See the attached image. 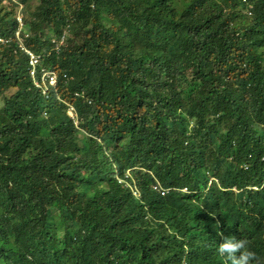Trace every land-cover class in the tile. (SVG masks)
<instances>
[{
  "label": "trees",
  "instance_id": "16d2710c",
  "mask_svg": "<svg viewBox=\"0 0 264 264\" xmlns=\"http://www.w3.org/2000/svg\"><path fill=\"white\" fill-rule=\"evenodd\" d=\"M30 1L0 0V264H264V0Z\"/></svg>",
  "mask_w": 264,
  "mask_h": 264
},
{
  "label": "built area",
  "instance_id": "2783aa9c",
  "mask_svg": "<svg viewBox=\"0 0 264 264\" xmlns=\"http://www.w3.org/2000/svg\"><path fill=\"white\" fill-rule=\"evenodd\" d=\"M22 9L23 6L20 5V13L16 17L18 29L15 33V37L21 49L25 51L28 56L29 74L35 86L40 88L42 92L47 95L52 87H56L59 76L56 72L45 68L42 64L41 56L25 46V39L30 36V32L28 30V24L25 22V17L22 14ZM66 38V34H64L61 38L53 40V42L56 43L57 50H60L61 46L65 44ZM9 42L10 39L0 38V43L7 44ZM70 114L73 116V108L70 109Z\"/></svg>",
  "mask_w": 264,
  "mask_h": 264
},
{
  "label": "clouds",
  "instance_id": "9594fccd",
  "mask_svg": "<svg viewBox=\"0 0 264 264\" xmlns=\"http://www.w3.org/2000/svg\"><path fill=\"white\" fill-rule=\"evenodd\" d=\"M182 191L184 193L188 192L187 188ZM167 192L165 190L162 191V195H165ZM220 235L222 236L223 234L220 233ZM248 244L249 242L243 238L225 237L224 242L218 246V253L221 257H224V264H253L254 261L256 264H260L256 253L249 249Z\"/></svg>",
  "mask_w": 264,
  "mask_h": 264
},
{
  "label": "rangeland",
  "instance_id": "374dc122",
  "mask_svg": "<svg viewBox=\"0 0 264 264\" xmlns=\"http://www.w3.org/2000/svg\"><path fill=\"white\" fill-rule=\"evenodd\" d=\"M38 2H39V0H31L30 1V6H29V9L31 10V9H33L37 4H38ZM23 11V10H22ZM20 13V6H19V9H18V13H17V15ZM23 15H24V13H22ZM17 17V16H16ZM24 17H25V15H24ZM25 22L28 24L29 23V21H28V19H26V17H25ZM107 25H110L109 23H107ZM69 36V34L66 32V37H68ZM67 39V38H66ZM2 106V101L0 100V107ZM212 180H214L213 178H211Z\"/></svg>",
  "mask_w": 264,
  "mask_h": 264
}]
</instances>
